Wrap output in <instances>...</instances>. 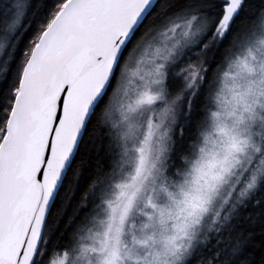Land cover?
Listing matches in <instances>:
<instances>
[{
  "label": "snow or ice",
  "instance_id": "snow-or-ice-1",
  "mask_svg": "<svg viewBox=\"0 0 264 264\" xmlns=\"http://www.w3.org/2000/svg\"><path fill=\"white\" fill-rule=\"evenodd\" d=\"M0 264H264V0H0Z\"/></svg>",
  "mask_w": 264,
  "mask_h": 264
}]
</instances>
